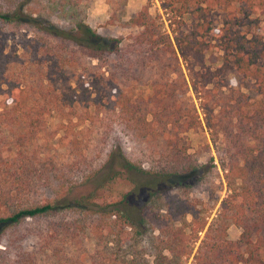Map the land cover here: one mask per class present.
Returning a JSON list of instances; mask_svg holds the SVG:
<instances>
[{"label":"trees","instance_id":"trees-1","mask_svg":"<svg viewBox=\"0 0 264 264\" xmlns=\"http://www.w3.org/2000/svg\"><path fill=\"white\" fill-rule=\"evenodd\" d=\"M90 1L0 0V264H138L89 249L90 232L116 223L149 234L152 264H264V0H161L170 35L143 6L126 43L84 22ZM188 90L221 137L225 194L208 223L192 191L221 182L188 152L200 125Z\"/></svg>","mask_w":264,"mask_h":264},{"label":"rangeland","instance_id":"rangeland-1","mask_svg":"<svg viewBox=\"0 0 264 264\" xmlns=\"http://www.w3.org/2000/svg\"><path fill=\"white\" fill-rule=\"evenodd\" d=\"M143 6H146L148 12L152 16L160 17L162 22L163 30L166 34H169V28L167 22L165 21L166 15L164 14V4L161 0H91L85 11L84 22L93 29L97 34L103 38H116L121 37L122 43L127 42L129 35L135 33V29L128 28L124 26V23L130 19L135 13ZM223 12L220 8H216L211 13V18L214 26H219L222 18ZM55 24L64 25L60 20H55ZM186 26H188V21H186ZM221 53L215 48H211L205 55V63L211 69H214L220 62ZM94 64V61L91 62ZM227 82L229 87L233 90H240L246 93V90L241 86L239 79L233 75L227 76ZM129 94L133 96H140L143 99L150 93L148 86H138L130 84L128 88ZM187 101L192 102L196 108L198 118L200 120V125L192 130H189L185 137L187 139L188 152L199 162H210L216 165L218 173V181L221 182V189L209 194L202 188H196L192 191V194L197 198H200L205 206L209 209V215L207 218V223L215 215L216 210L219 206L221 199L225 194V187L222 180L221 172L217 165V153L221 150V137L210 136L209 131L206 129L204 123L201 120V116L196 106V101L193 94L188 90L185 95ZM84 125V124H83ZM82 126L76 129H81ZM99 145L91 143L89 148L90 156L94 159H98ZM136 156V155H135ZM55 157L59 162L63 161L65 157L63 156V151L59 150L58 155ZM118 187L127 189L125 183L118 181ZM177 193L174 190L166 194V197H174ZM151 235H155V232H151ZM238 236V230L230 227L227 230V238L229 240H235ZM149 234H143L142 236L134 235V230L126 228L123 224L116 223L111 227L110 231L102 230L100 234H95L90 232L89 239H87L88 246L90 250L100 248L103 244L105 248H110L108 252L114 253L117 250L122 251L127 257L135 256L137 257L138 264H152V256L148 248ZM197 245V243H196ZM196 245L194 247H196ZM118 248V249H117ZM194 251V250H193ZM192 251V252H193ZM183 264L192 263V255L183 259Z\"/></svg>","mask_w":264,"mask_h":264}]
</instances>
